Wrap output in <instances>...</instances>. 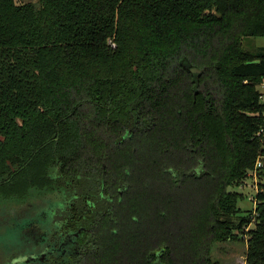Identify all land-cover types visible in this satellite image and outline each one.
I'll return each instance as SVG.
<instances>
[{"label":"trees","instance_id":"16d2710c","mask_svg":"<svg viewBox=\"0 0 264 264\" xmlns=\"http://www.w3.org/2000/svg\"><path fill=\"white\" fill-rule=\"evenodd\" d=\"M257 37L264 0H0L3 253L60 223L87 227L68 264H216L241 233L264 264V165L256 210L237 190L264 156Z\"/></svg>","mask_w":264,"mask_h":264},{"label":"flooded vegetation","instance_id":"af4514ba","mask_svg":"<svg viewBox=\"0 0 264 264\" xmlns=\"http://www.w3.org/2000/svg\"><path fill=\"white\" fill-rule=\"evenodd\" d=\"M3 212L6 213L7 211L4 210ZM22 220L26 221V223H28L29 225H32L34 219L32 216L27 217L26 220L25 218ZM55 224L58 228L56 231L57 233L54 232L52 236H50L49 233L46 232V230L39 231L37 237H35L34 244L31 243L27 245V247H24L17 251H13V253L10 254H7V252H5V255H7L9 258L4 257V259L1 260L0 264H68L67 262H65L64 258L60 257L59 255L62 253L65 254V252L68 250L74 251L78 246H72L71 243L72 241H74L73 236H75L76 233L80 231L79 234L75 236L78 237L87 230V227H85L84 225H80L78 226L76 231H70L69 234H67L68 229L66 231L64 228L60 227V223ZM10 226L11 224H8L7 228L5 224L3 233H7ZM36 227L41 230L40 228L42 227V225L36 223ZM79 243L81 244V242H77L76 244L79 245ZM69 245L70 247H68ZM0 253H3L1 247Z\"/></svg>","mask_w":264,"mask_h":264},{"label":"rangeland","instance_id":"374dc122","mask_svg":"<svg viewBox=\"0 0 264 264\" xmlns=\"http://www.w3.org/2000/svg\"><path fill=\"white\" fill-rule=\"evenodd\" d=\"M19 2H28V1H32V2H37L38 0H18ZM252 41V50L253 48H259V47H263L264 48V37H257L256 39H253L251 40ZM248 48V47H247ZM260 89L261 91L264 93V82L261 84L260 86ZM264 95V94H263ZM154 166V165H153ZM145 168H148V166H145L141 169V171ZM156 171L155 167L153 168H149L148 169V174L150 173H154ZM144 176V174H143ZM149 176V175H148ZM148 178H151V177H148ZM247 182H251L250 179L247 180ZM239 192H243L244 196L243 198H241L238 202V206H241V213L242 214H246L247 213V210L248 209H251L253 208L254 205H252V201L249 200V196L254 192L253 188L249 187V186H246L244 188H238L237 189ZM157 191H159L160 193H163L166 191L165 188H163L162 186L160 185H157ZM164 197L161 199V201H164L162 203L165 204L166 202V198L171 196V195H166L165 193L162 194ZM168 206V205H167ZM144 208L145 209H151L150 206H148V203L146 201H144ZM153 209V208H152ZM173 209V208H172ZM5 219L4 221H0V227H2L5 223ZM147 222H148V219H147ZM190 225H193L192 223H190ZM251 228H254V224H251L250 225ZM142 228H146V229H149V226L148 225H143ZM2 234H0V238L1 237H5L6 236V233H3L2 230L0 232ZM246 236V234H239L240 236V241H224V242H218V243H215L213 249H212V257L217 260V263L216 264H243L244 262V254L246 252V247H247V244H246V240H242L241 236ZM245 239V238H244ZM116 245H120V244H117V243H113ZM0 245L1 244V240H0ZM118 248V247H116ZM128 250L126 249H119V250H116V251H112V254H117V253H121L123 255V253H127ZM4 257H8L7 255H5V252L4 253H0V262L2 259H4ZM242 258H243V261H242ZM240 260V263L238 262Z\"/></svg>","mask_w":264,"mask_h":264},{"label":"built area","instance_id":"2783aa9c","mask_svg":"<svg viewBox=\"0 0 264 264\" xmlns=\"http://www.w3.org/2000/svg\"><path fill=\"white\" fill-rule=\"evenodd\" d=\"M263 99H264V96H263ZM258 134L259 135L264 134V126L260 128ZM263 165H264V156H260L256 162L255 170H254V172H252V179H250L251 182L248 183L247 181H244L239 186V188L240 187L244 188L246 186L253 188L254 192L248 198L250 201H252V205H254L252 209H254V210H256V208H257V203H258L257 193L260 190L257 169L259 167H262Z\"/></svg>","mask_w":264,"mask_h":264},{"label":"water","instance_id":"95a60500","mask_svg":"<svg viewBox=\"0 0 264 264\" xmlns=\"http://www.w3.org/2000/svg\"><path fill=\"white\" fill-rule=\"evenodd\" d=\"M192 69H193L194 72H200V71H201L200 69L195 68V67H193ZM228 189L231 191V190H232V189H231V186H229ZM30 206H31V203L28 202V203H26L25 205H22V206H21V209H25L26 207H30ZM8 208H9V207H8ZM10 209H12V212H14V210H13V209H14V206L11 207ZM10 209H9V210H10ZM5 210H6V211H9L8 209H5ZM79 232H80V231H78V232L76 233V236L79 234ZM16 261H17V260H16ZM16 261H15V262H16Z\"/></svg>","mask_w":264,"mask_h":264},{"label":"crops","instance_id":"0c3cea01","mask_svg":"<svg viewBox=\"0 0 264 264\" xmlns=\"http://www.w3.org/2000/svg\"><path fill=\"white\" fill-rule=\"evenodd\" d=\"M246 249H247V247H246ZM243 258H244V262H243V264H246V258H247V257H246V252H245V254H244V257H243ZM243 258H242V261H243ZM238 262L240 263V260H239ZM241 264H242V262H241Z\"/></svg>","mask_w":264,"mask_h":264}]
</instances>
